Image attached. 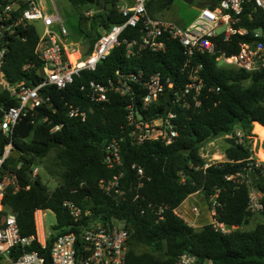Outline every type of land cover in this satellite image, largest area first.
<instances>
[{
	"label": "trees",
	"instance_id": "obj_1",
	"mask_svg": "<svg viewBox=\"0 0 264 264\" xmlns=\"http://www.w3.org/2000/svg\"><path fill=\"white\" fill-rule=\"evenodd\" d=\"M70 1L76 5L86 2L97 5L99 12L92 17V29H109L124 21L116 9L119 0H105L103 11L100 0ZM173 2L148 0V13L158 17ZM219 2L210 0L205 7L214 8ZM240 18L238 27L247 28L250 35L234 36L227 47L229 53L237 52L238 42L249 41L254 30L264 28V11L254 10L252 4L245 6ZM80 19L82 22L86 19L83 13ZM22 34L23 39L10 38L3 75L11 84L24 83L33 87L43 79L39 71L43 70L44 62L37 51L40 34L35 26L27 27ZM139 35L138 28L127 27L122 38H138ZM100 36L97 32L89 36L88 41L94 43ZM184 59V49L175 40L168 42L164 52L145 50L139 56L127 55L126 45L122 43L95 71H82L65 89L44 88L42 94L50 99L49 105L37 108L15 126L10 140L20 156L9 157L6 166L15 174L16 184L8 185L3 203L16 214L24 236L35 231L34 212L37 209L53 214L54 222L50 230L47 227L48 247L41 255L47 257L53 242L61 234L79 233L82 226L96 218L102 221L116 218L126 220L132 229L125 264H175L186 251L197 256L196 264H264V223L245 229L253 215L247 210L250 185L262 192L264 204V179L259 176L261 168H256L250 159L255 143L251 140L255 137L251 130L264 128V69L251 73L220 67L214 56L198 58L197 61L204 64L207 83L201 106L176 108L179 136L168 146L159 141H148L139 146L132 144L127 106L131 103L139 105L142 91L137 86L133 100L113 91L108 93L107 101L98 104H92L88 97L90 81L108 85L109 81L117 79L118 70L127 73L143 69L147 74L159 71L170 77L177 87H183L187 81L180 71ZM209 87H220V91L209 92ZM16 104V99L8 92L0 93V105L8 108ZM69 105L86 110L87 118L83 121L69 117ZM168 107L166 99L161 98L145 115L158 117ZM1 118L0 110V122ZM44 118L47 121H43ZM56 125H60V129L52 131ZM236 129L249 136V144L232 146L226 143L225 160L204 168L206 159L202 156V148L213 138L225 137ZM120 138H123L125 180H137L130 169L133 163L141 166L149 178L140 191L141 197L136 200L133 199L134 190L126 189L127 198L121 200L107 195L99 187L102 179L111 178L117 171L107 166L105 147L111 140ZM8 141L0 134V151ZM51 152H54L53 162L60 171L61 180L53 190L40 176L32 175L33 169ZM247 171L250 185L241 176ZM199 191L207 200L218 193L222 204L218 210L219 220L237 225L239 229L224 235L207 223L197 230L175 213L190 195ZM66 201L82 209L81 221L74 220L64 206ZM149 203L165 208L162 219L154 210L147 209ZM260 213L264 216V210ZM141 248L147 250L141 251Z\"/></svg>",
	"mask_w": 264,
	"mask_h": 264
},
{
	"label": "built area",
	"instance_id": "obj_2",
	"mask_svg": "<svg viewBox=\"0 0 264 264\" xmlns=\"http://www.w3.org/2000/svg\"><path fill=\"white\" fill-rule=\"evenodd\" d=\"M126 1L127 3L116 6L124 21L105 29L91 44L86 54L83 55L80 49L76 50L78 57L72 61L62 41V37L67 36L68 31L56 7H54L55 13L51 14L43 7L41 0H0V93L6 91L17 101L16 105L8 108L0 105L2 111L0 134L5 139H9L0 151V264L126 263L132 229L124 219L113 218L102 221L96 218L87 226H82L79 233L61 234L53 242L47 257H44L41 252L47 250L49 240L46 212L43 209L34 212L35 231L29 236H24L16 214L7 209L3 203L8 185L16 184L15 174L6 166L7 160L15 150L10 138L15 126L25 116L36 112L37 108L43 105H49L50 99L42 94L44 88L54 86L59 90L65 89L82 71H95L97 66L122 43L126 45L127 55L139 56L145 50L164 52L168 48V42L175 40L184 49L185 59L180 71L186 75L187 81L183 87H177L170 77L164 76L159 71L147 74L143 69L127 73L118 70L117 79L109 81L108 85L90 81L88 94L92 104L107 101L108 93L111 91L133 100L137 86L142 91L139 105L131 103L127 106V126L132 144L139 146L148 141H159L168 146L179 136L176 108L180 106L189 109L191 106L194 108L201 106L207 83L203 74L204 64L198 62V58L214 56L220 67L251 73L264 69V28L254 30L249 41L238 42L237 52L229 53L227 48L234 36L250 35L247 28L238 27L245 6L252 4L254 10L264 11V0H220L214 8H201L193 22L185 28L149 15L148 0ZM95 14L96 12L91 8L83 11L86 18H92ZM37 23L44 28L37 46V51L44 62L43 70L39 71L43 79L33 87L25 86L24 83L11 84L3 75L10 38L23 39L22 31L27 27H36ZM56 27L60 35L55 31ZM127 27L138 28L139 37L123 39L122 35ZM224 44L227 46L224 47ZM208 91L218 93L220 87H209ZM168 93H171L170 102L167 101ZM161 98H165L170 106L167 111L154 118L146 116L145 112H148ZM68 116L84 121L87 118V111L79 106L69 105ZM43 121H47V118ZM58 129L60 125H56L52 131ZM248 137L242 130L236 129L224 138H233L236 144L247 146ZM122 141L123 138L113 139L106 145V164L117 171L111 178L102 179L99 187L107 195L121 200L127 198L126 189L130 192L134 190L133 199L136 200L141 197L140 191L149 178L141 166L133 163L130 169L135 172L137 180L135 182L125 180ZM208 145L214 147L213 142H209ZM202 156L205 157L203 154ZM217 158H219L218 154H212V158L206 160L204 168L216 163ZM250 159L253 160L256 168H261L259 176L264 179V163L255 158L254 152ZM37 172L38 168L35 167L32 175L36 176ZM241 176L248 185L251 184L249 171ZM198 193L202 192L195 194ZM262 200V192L250 185L247 210L251 213L262 212L264 210ZM208 201L207 212L211 216L209 224L216 231L227 235L239 229L237 225H228L219 220L218 210L222 204L218 193L210 195ZM64 206L69 209L76 222L82 220L84 214L78 205L66 201ZM147 209L154 210L159 219L163 218L165 209L163 206L149 203ZM191 209L193 214L201 215L198 207L194 206ZM175 213L178 214V209ZM86 214L88 215L89 212ZM196 262L197 256L186 251L180 255L175 264H196Z\"/></svg>",
	"mask_w": 264,
	"mask_h": 264
},
{
	"label": "rangeland",
	"instance_id": "obj_3",
	"mask_svg": "<svg viewBox=\"0 0 264 264\" xmlns=\"http://www.w3.org/2000/svg\"><path fill=\"white\" fill-rule=\"evenodd\" d=\"M210 0H193L192 3H186L184 0H174L169 9L161 12L158 17L171 21L180 27H186L185 25L191 22L195 16L199 13L201 8L206 6ZM43 7L48 13H55L54 7L57 8L60 16L62 17L63 23L68 31V35L62 37L63 44L67 47L70 53L75 52L79 47L88 41L89 36L95 35L97 32L102 33L105 29L98 28L92 29L93 18H86L82 22L80 19L81 14L84 10L89 8L93 9L96 14L99 12L97 5L86 2L84 4L76 5L70 0H41ZM126 0H119L118 4H125ZM110 5H108V8ZM37 31L40 35L43 34L44 28L40 23L36 24ZM58 31V28H55ZM255 134V137H251L254 140V147L252 148L255 158L260 162L264 163V128L254 127L251 130ZM249 138V137H248ZM250 139V138H249ZM211 142L215 143L217 146L209 147L206 144L201 152L205 155V159L209 160L212 158V154H219V152L224 151L227 147L225 143V138H213ZM54 152H51L47 158H45L42 163L37 166V175L40 176L43 183H45L49 189L53 190L60 184V171L57 169L53 162ZM217 162L224 161L225 157L219 156ZM213 161H215L213 159ZM209 201L204 194L198 193L190 195L183 205L178 208V215L181 216L189 225L197 230H200L205 224H209L211 216L207 212ZM198 207L201 210V215L197 216L193 214L192 207ZM251 221L245 229H252L259 223H264V216L260 212L252 213ZM47 227L50 230L51 224L54 222V216L52 213H46ZM141 251H146L147 249L141 248Z\"/></svg>",
	"mask_w": 264,
	"mask_h": 264
},
{
	"label": "water",
	"instance_id": "obj_4",
	"mask_svg": "<svg viewBox=\"0 0 264 264\" xmlns=\"http://www.w3.org/2000/svg\"><path fill=\"white\" fill-rule=\"evenodd\" d=\"M184 1L188 4L193 2V0H184ZM100 6H101V11H103L105 9V6H106L105 0H100ZM91 44H92V42L88 41L84 46H82L80 48V51L83 55L88 52ZM170 100H171V93H168L167 94V101L170 102ZM225 143L232 145V146L236 145V142L233 138H226ZM19 156H20V152L18 150H14L12 155H11V157L14 159L18 158Z\"/></svg>",
	"mask_w": 264,
	"mask_h": 264
},
{
	"label": "crops",
	"instance_id": "obj_5",
	"mask_svg": "<svg viewBox=\"0 0 264 264\" xmlns=\"http://www.w3.org/2000/svg\"><path fill=\"white\" fill-rule=\"evenodd\" d=\"M204 7H205V6H204ZM193 20H194V19H193ZM193 20H192L191 22H189L188 24H186L185 26H188L189 24H191V23L193 22ZM86 43H87V42H86ZM86 43L82 44V45L79 47V49H80L82 46H84ZM63 45H64V44H63ZM64 47H65V49L67 50V53H68L69 56H70V54H72V53H70V52L68 51V49H67V47H66L65 45H64ZM73 53H76V52H73ZM257 124H258V123H257ZM216 146H217V145L214 143V148H216ZM224 152H225V150L219 152L218 155L220 156V158H221L222 156L225 157V153H224ZM216 154H217V153H216ZM224 160H225V159H224ZM183 203H185V201H184ZM182 205H183V204H182ZM182 205H181V206H182ZM181 206H180V207H181ZM180 207H179V208H180Z\"/></svg>",
	"mask_w": 264,
	"mask_h": 264
},
{
	"label": "bare ground",
	"instance_id": "obj_6",
	"mask_svg": "<svg viewBox=\"0 0 264 264\" xmlns=\"http://www.w3.org/2000/svg\"><path fill=\"white\" fill-rule=\"evenodd\" d=\"M70 59L72 60V61H74L77 57H78V54L77 53H72V54H70Z\"/></svg>",
	"mask_w": 264,
	"mask_h": 264
},
{
	"label": "flooded vegetation",
	"instance_id": "obj_7",
	"mask_svg": "<svg viewBox=\"0 0 264 264\" xmlns=\"http://www.w3.org/2000/svg\"><path fill=\"white\" fill-rule=\"evenodd\" d=\"M89 41H91V40H89ZM92 42V41H91Z\"/></svg>",
	"mask_w": 264,
	"mask_h": 264
}]
</instances>
